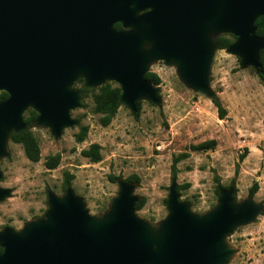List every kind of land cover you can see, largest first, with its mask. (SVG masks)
Here are the masks:
<instances>
[{
  "label": "water",
  "instance_id": "95a60500",
  "mask_svg": "<svg viewBox=\"0 0 264 264\" xmlns=\"http://www.w3.org/2000/svg\"><path fill=\"white\" fill-rule=\"evenodd\" d=\"M262 16L264 0H0V92L7 95L0 102V157L7 135L25 129L28 110L54 136L76 124L69 112L82 99L70 86L78 77L87 89L116 84L119 104L133 113L141 98L157 103L156 86L144 79L148 56L175 64L185 85L210 97V32L231 35L227 51L259 72L264 39L253 23ZM118 186L100 220L69 187L62 198L48 194L44 219L19 233L0 232V264H223L230 254L223 238L262 208L251 200L235 205L232 190L222 189L199 218L172 182L167 217L153 234L134 215L133 186ZM8 195L0 188V201Z\"/></svg>",
  "mask_w": 264,
  "mask_h": 264
},
{
  "label": "rangeland",
  "instance_id": "374dc122",
  "mask_svg": "<svg viewBox=\"0 0 264 264\" xmlns=\"http://www.w3.org/2000/svg\"><path fill=\"white\" fill-rule=\"evenodd\" d=\"M223 35L229 34H208L210 97L185 85L175 64L148 56L145 72L154 73L160 81L157 103L141 98L136 113L120 104L110 123L101 127L100 116L93 113L87 97L69 112L76 124L62 128L58 136L31 122L25 128L38 145L36 163L26 160L21 146L11 142L8 134L0 157V188L9 191L0 201V232L8 228L19 233L29 223L44 219L48 194L62 198L67 187L88 215L100 220L117 197L118 183L135 176L138 183L131 184V195L143 198L144 204L134 215L153 234L167 217L172 182L185 186L177 191L178 200L199 218L216 206L222 189L232 190L235 205L248 200L261 205L250 222L223 238V247L230 252L223 264H264V84L253 67H242L237 55L215 47V38ZM142 49L148 52L150 45L144 43ZM80 86L84 87V80L78 77L70 89ZM213 96L225 111L222 119L210 101ZM81 127L87 132L78 143L75 135ZM210 140L215 142L213 149L191 150ZM91 144L100 148L97 163L80 154ZM54 155L59 156L58 165L48 170L44 162ZM181 155L172 173V159ZM254 182L257 191L249 198L247 190Z\"/></svg>",
  "mask_w": 264,
  "mask_h": 264
},
{
  "label": "trees",
  "instance_id": "16d2710c",
  "mask_svg": "<svg viewBox=\"0 0 264 264\" xmlns=\"http://www.w3.org/2000/svg\"><path fill=\"white\" fill-rule=\"evenodd\" d=\"M253 26L255 27V35L264 39V16L257 18ZM115 29L119 28V25H114ZM234 38L230 35H223L215 38V47L219 50L226 49L232 42ZM258 62L260 64V70L257 72V77L261 83L264 84V48L258 52ZM144 79L153 86H158L160 81L159 78L152 72H147L144 75ZM79 93L81 94V99H86L87 97L91 98L92 101V111L95 114H98L100 117L98 123L101 127H106L112 118L115 116L117 109L119 108V88L111 83H106L102 86H99L95 89H87L83 86L78 88ZM7 95L3 92H0V102L5 100ZM211 103L216 109L217 118L222 119L225 115L224 109L221 107L217 97L213 96L210 99ZM85 107L86 105L83 104ZM36 118V114L31 110L25 112L23 121L27 126L33 122ZM262 129L264 130V119L261 123ZM87 128L81 127L79 132L75 135L76 142H82L84 136L86 135ZM11 142L19 144L22 148V152L26 160L31 163H36L39 160V150L38 145L31 134L26 128L17 133H11L9 136ZM215 142L213 140L202 142L196 146H192L191 150L193 151H206L214 148ZM99 146L96 144H91L86 150L81 151V155L84 158H87L91 163H97L100 161ZM184 156H177L172 159V173L174 172V165ZM59 156L54 155L45 160L44 166L48 170L54 169L58 165ZM123 182L128 184H137L138 178L135 176H130L129 178L123 180ZM68 184V182L66 181ZM185 186L179 185L176 186V191L183 189ZM257 191V184L254 182L247 190V196L252 197V195ZM144 204V199L139 198L138 201L134 204V211L139 210ZM1 251V249H0Z\"/></svg>",
  "mask_w": 264,
  "mask_h": 264
}]
</instances>
